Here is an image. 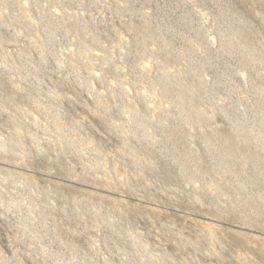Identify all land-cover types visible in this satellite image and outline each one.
I'll return each mask as SVG.
<instances>
[{"label": "rangeland", "instance_id": "obj_1", "mask_svg": "<svg viewBox=\"0 0 264 264\" xmlns=\"http://www.w3.org/2000/svg\"><path fill=\"white\" fill-rule=\"evenodd\" d=\"M0 264H264V0H0Z\"/></svg>", "mask_w": 264, "mask_h": 264}]
</instances>
